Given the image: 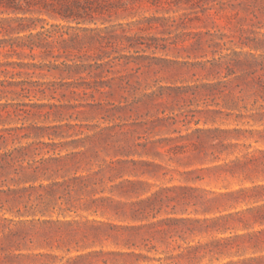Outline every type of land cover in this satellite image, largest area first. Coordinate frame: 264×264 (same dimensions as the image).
<instances>
[{"label":"trees","instance_id":"16d2710c","mask_svg":"<svg viewBox=\"0 0 264 264\" xmlns=\"http://www.w3.org/2000/svg\"><path fill=\"white\" fill-rule=\"evenodd\" d=\"M101 1L0 0V35L18 36L0 40V56L20 57L28 51L32 58L37 52L43 59H59L60 53L54 55L55 50L67 55L78 38H66V33L47 30L44 26L34 33L37 24L46 22L43 16L78 26L91 24L102 13ZM200 1L219 5L223 10L249 6L244 0ZM200 66L205 77L215 81L191 90L202 98H220L227 111H206L213 120L225 114L227 118L234 116L235 122L248 120V124L253 122L264 127V56L252 53L242 56L234 52ZM45 68L71 74L78 70V65L64 64L65 70H60L56 65L0 60V102L7 99L6 103H0V123L12 113H30L18 109V105L12 112L10 108L16 104L9 103L10 96L28 97L34 93L45 97L53 91L39 82L8 80V75L29 76L27 70L35 74ZM251 100L253 108L249 110L247 102ZM166 120L175 121V118ZM62 128L39 127L36 136L58 138L62 136L58 133ZM20 130L0 129V264H150L155 259L145 253L162 247L165 257L157 260L159 264H202L205 260L207 264H264V151L247 153L242 160L215 168L220 176L235 178L237 173L243 174L238 188L227 187L219 193L187 187L159 188L151 192L150 185L140 180H125L118 185V162L93 168L91 161L97 154L90 150L61 156L60 152L56 153L57 146L50 147L42 141L33 150L31 145L9 148V140ZM233 133L242 131L196 130L192 135L200 140L197 147L212 149L211 155L218 160L227 136ZM258 134L264 141V130ZM134 165L150 166L143 162H134ZM139 174L137 171L136 175ZM107 189L112 196L119 191L120 196L134 200L121 204L123 216L131 222L129 225L117 228L80 217V214L109 211L110 206L106 204L115 202L103 196ZM188 208L199 209L205 216L215 215L193 218ZM166 209L172 213L157 219ZM206 236L207 241L188 243L190 238ZM110 240L118 241L125 250H106L105 243Z\"/></svg>","mask_w":264,"mask_h":264},{"label":"rangeland","instance_id":"374dc122","mask_svg":"<svg viewBox=\"0 0 264 264\" xmlns=\"http://www.w3.org/2000/svg\"><path fill=\"white\" fill-rule=\"evenodd\" d=\"M244 1L247 8L223 10L200 0H102L103 10L95 21L79 26L43 16L46 22L38 23L34 33L44 26L66 33V38H78L68 58L55 50L54 55L60 53L59 59H43L37 52L32 58L25 51L20 57L2 55L0 60L56 65L60 70L64 64L78 65V70L68 74L45 68L35 74L27 70L29 76L8 75V80L39 82L53 89L45 97L34 93L28 97L10 96L9 103L16 104L10 108L12 112L19 106L18 109L30 113L3 117L0 129L22 128L14 133L8 147L31 145L33 150L42 141L50 147L57 146L56 153L61 156L90 150L97 154L91 161L93 168L118 162V185L125 180H140L150 185L151 192L187 187L219 193L227 187L238 188L243 174L237 173L235 178L220 176L215 168L242 160L247 153L264 151V141L258 134L264 127L248 124V120L235 122L234 116L227 118L225 114L213 120L206 111L225 112L224 102L218 97L195 96L191 89L213 80L205 77L201 64L234 52L264 56V0ZM17 37L1 34L0 40ZM9 70L13 72L12 68ZM252 103L253 100L247 102L249 110ZM47 113L50 115L46 116ZM169 117L175 121H167ZM54 126H63L58 131L62 136L37 138L36 128ZM214 129L242 131L227 136L221 154H216L218 160L211 155L212 149L197 147L200 140L192 135L196 130ZM24 135L30 138L25 139ZM17 137L21 140L13 141ZM119 193L112 196L107 189L103 195L115 202L106 204L110 206L108 212L80 217L117 228L129 225L121 204L134 200ZM167 213H172L171 209L164 210L157 219L167 218ZM188 213L199 219L215 215L205 216L196 208H188ZM222 214L226 212L222 210ZM207 240L208 236L195 237L188 239V243L195 245ZM118 243L110 240L105 249L124 251ZM179 243L183 244L181 240ZM164 250L162 247L145 253L155 259L150 264H159L157 260L165 257ZM207 263L205 260L202 264Z\"/></svg>","mask_w":264,"mask_h":264}]
</instances>
